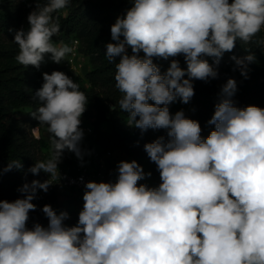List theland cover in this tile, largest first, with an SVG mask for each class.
Wrapping results in <instances>:
<instances>
[{"label": "clouds", "instance_id": "9594fccd", "mask_svg": "<svg viewBox=\"0 0 264 264\" xmlns=\"http://www.w3.org/2000/svg\"><path fill=\"white\" fill-rule=\"evenodd\" d=\"M70 3L35 0L29 30L14 36L18 64L39 69L45 54L60 64L74 53L52 40L60 32L53 13ZM262 30L264 0H132L110 28L115 43L106 45L105 57L115 64L127 126L142 133L166 130L167 138L144 144L161 182L138 184L152 173L135 160L120 161L115 183L85 184L75 226L65 223L67 211L57 214L48 204L42 208L47 227L28 226L38 190L47 193L52 180L61 179L58 165L65 150L81 161L85 154L80 125L88 97L64 72L43 73L33 97L40 106L31 116L46 126L52 152L27 171H43L49 179L25 182L17 189L22 198L0 200V264H264V108L235 106L237 82L229 78L206 138L197 120L169 109L177 99L189 103L193 80L218 78L217 66L238 40L264 50V38L253 41ZM181 55L186 70L177 59L164 73L154 63ZM231 59L247 78L248 65L257 58L249 52ZM14 168L23 169L20 160L2 172Z\"/></svg>", "mask_w": 264, "mask_h": 264}, {"label": "trees", "instance_id": "16d2710c", "mask_svg": "<svg viewBox=\"0 0 264 264\" xmlns=\"http://www.w3.org/2000/svg\"><path fill=\"white\" fill-rule=\"evenodd\" d=\"M40 2L44 3L45 0ZM131 6L132 0H71L70 5L65 8L66 15L56 12L53 13V17L59 18L60 39L72 41L92 35H102L101 42L94 45L95 53L91 57L92 68L85 74L89 87H80L88 97L83 116L94 127L96 144L103 150L123 152L130 159L129 162L135 160L142 167L148 165V170L158 187L161 182L159 172L144 151V144L153 142L160 136L167 138L166 130L148 129L142 133L139 129L131 132L126 127L127 113L123 112L118 104L122 94L115 87V64L109 63L105 57L106 45L115 43L111 39V26L117 17L126 15L127 9ZM32 7H35V0H23L20 4L17 0H0V200L10 202L22 198V194L17 191L19 187L39 176L28 172V168L36 161H44L40 154L41 140L35 139L31 134L32 128L43 126L31 116V113L38 108L34 106V94L44 82L43 73L64 72L60 64L51 60V54H45L39 69L33 66L24 67L15 59L19 47L14 42V36L17 31L23 29L25 18L28 17ZM262 38H264V30L258 33L253 41ZM249 52L254 53L257 59L255 63L248 65L249 71L245 78L231 57L242 58ZM128 54H132L130 48ZM140 55L143 56V53L141 52ZM204 58L209 63H213V58ZM172 59L179 60L180 66L186 70L187 64L182 55L168 60L154 59V63L160 67L161 73H164ZM118 60L119 58L117 62ZM69 71L64 73H70ZM217 71L216 79H209L207 82L193 80L195 94L189 103L184 104L177 99L169 105L173 115L183 110L187 118L197 120L204 138L214 130V125H209L208 121L220 99L221 88L229 78L237 82V91L232 97L235 106L244 108L255 105L264 108V50L255 42L245 44L238 40L234 50L223 55ZM149 103L153 102L149 101ZM13 160H20L23 169L14 168L9 172H2V169ZM61 196L63 197L57 191L43 196L38 190L36 199L32 201L37 208L30 212L28 226L31 227L38 222L47 227L48 219L42 208L48 204L58 212ZM78 215L75 216L77 221Z\"/></svg>", "mask_w": 264, "mask_h": 264}, {"label": "built area", "instance_id": "2783aa9c", "mask_svg": "<svg viewBox=\"0 0 264 264\" xmlns=\"http://www.w3.org/2000/svg\"><path fill=\"white\" fill-rule=\"evenodd\" d=\"M74 41L78 42L77 40ZM72 47L74 48V53L68 58L66 66L71 71H74L77 70L80 64L77 65V61H75L77 56V46L73 45ZM80 127L84 132L81 141V148L85 153L83 160L81 161L76 156L64 153L62 161L58 165L61 179L52 180L53 184L50 186L47 193L39 190L41 195L46 196L52 191H57L69 199H77V201L81 199V203L84 204L83 194L87 182L115 183V177L118 174L117 166L121 160L116 157L114 152L103 150L98 144H96L94 127L90 122L85 121L84 123H81ZM38 131V127L31 129L32 136L40 141L41 135ZM51 152L48 154L49 158ZM49 158H45L44 161L46 162ZM35 179L43 182L44 180L49 179V175L42 171Z\"/></svg>", "mask_w": 264, "mask_h": 264}, {"label": "rangeland", "instance_id": "374dc122", "mask_svg": "<svg viewBox=\"0 0 264 264\" xmlns=\"http://www.w3.org/2000/svg\"><path fill=\"white\" fill-rule=\"evenodd\" d=\"M17 1L19 4L23 2V0H17ZM34 9H35V7H32L31 11H33ZM66 12H67V9H62V10L58 11L57 13H59L61 15H65ZM29 28H30V25L27 21V18H25V21L23 23V30L25 32H27L29 30ZM52 40L56 46H60L61 41L64 44L69 45L70 47H72L73 45L77 46V56L75 58L76 59L75 61H77V65L80 64V66L77 68V70L71 71L66 66L67 60L71 54L66 56L65 60L63 62H61L60 65L63 68L64 72H67L69 70L71 71V72L69 71L70 73H67L66 75H68L71 79H73L74 82H76L79 85V87L83 86L85 88H88L89 84L86 82L85 74L92 68L91 57L95 53L94 45L99 44L101 42L102 35L101 34L92 35L88 38H84V39L81 38L80 40L74 39V40H77L78 43H74L75 42L74 40L66 41V40L60 39L58 37V35L54 36L52 38ZM34 106L35 107L40 106L39 102L35 99H34ZM81 121H82V123H84L86 121L83 115L81 117ZM36 127H38V126H36ZM126 127L131 132H135L137 130L136 128H132V127H128V126H126ZM38 130H39L38 132L41 135L40 146L42 149V153H40V154L44 160L45 158H49L48 154H50L51 149H52V146L50 143V138H49L50 134L47 132L46 126H42L40 128L38 127ZM31 134H32V132H31ZM64 153L65 154H71L72 156H75L74 153L68 152L67 150H65ZM114 153L119 160L128 161V162L130 161V159L123 152H120L119 150H115ZM144 165H146V164L144 163ZM143 169H144L145 173L149 172L148 165L144 166ZM117 176H118V174L115 177V182L117 180ZM155 182L156 181H155L154 177L151 175V177H146L144 180H141L138 183L139 184H146L149 187H157ZM59 200H60V208H59V211L57 212V214H59L61 211H67L69 213L70 218L68 220H66L65 223L68 226H75L78 222L75 219V216L77 214H79V212L83 209V204L81 202L77 201V199L70 200L68 197H65V196H63V197L61 196V198Z\"/></svg>", "mask_w": 264, "mask_h": 264}]
</instances>
